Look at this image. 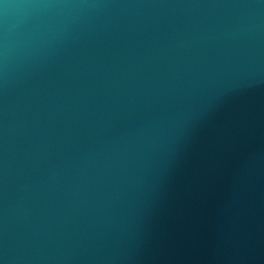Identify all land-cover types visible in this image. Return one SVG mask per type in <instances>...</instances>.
<instances>
[{"label": "water", "instance_id": "water-1", "mask_svg": "<svg viewBox=\"0 0 264 264\" xmlns=\"http://www.w3.org/2000/svg\"><path fill=\"white\" fill-rule=\"evenodd\" d=\"M0 264H264V0H0Z\"/></svg>", "mask_w": 264, "mask_h": 264}]
</instances>
